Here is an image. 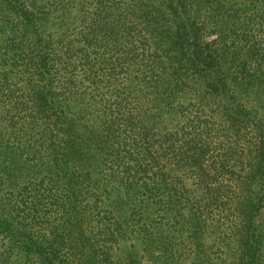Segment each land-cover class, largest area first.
Segmentation results:
<instances>
[{"label": "trees", "instance_id": "trees-1", "mask_svg": "<svg viewBox=\"0 0 264 264\" xmlns=\"http://www.w3.org/2000/svg\"><path fill=\"white\" fill-rule=\"evenodd\" d=\"M173 171L207 200L190 236L233 213L239 263L264 264V0H0V264L168 261Z\"/></svg>", "mask_w": 264, "mask_h": 264}, {"label": "rangeland", "instance_id": "rangeland-1", "mask_svg": "<svg viewBox=\"0 0 264 264\" xmlns=\"http://www.w3.org/2000/svg\"><path fill=\"white\" fill-rule=\"evenodd\" d=\"M244 6V4H243ZM81 20L78 19L76 22L72 23L71 26L75 27L76 30L81 29ZM210 40H215L219 37L218 34H210L208 35ZM239 73H234V76ZM259 75H263L259 73ZM118 87V86H117ZM83 88H88L90 91L92 88L90 86L89 81H84ZM117 88H111V92H114ZM168 123V122H167ZM173 129L177 125L176 122L172 121L170 124ZM169 126V128H171ZM215 136V134L213 135ZM215 138V137H213ZM246 140L240 142L239 150H255V142L253 140ZM226 142H223L225 148L229 149L233 146V140L230 136L225 137ZM218 148V146H214ZM247 151L246 153H250ZM109 167L102 165L101 171L96 176L97 180H102L108 178L110 175ZM175 175L174 181L181 182L180 187L185 195V202L182 205L184 211V217L187 219L186 224V231L181 234L177 235L176 232L172 231L170 226H175V222L172 223L165 220L162 216L152 217L153 223L157 225H163L164 227V237L166 239H172L175 244V251L174 255L169 257V260L166 261L164 257L161 258V264H193L195 261H199V264H240L239 263V255L240 252V244L234 237L232 229L236 227L239 222L237 215L230 213V212H222L214 209L212 206L206 210L204 216H202L203 220L201 221L202 224V237L196 240L190 236V227L191 223L193 222L191 219L195 215L200 214V207L203 206L204 202L206 203L207 200L204 199L202 203L201 196L202 192L200 191L198 185L195 183L191 175L189 174H178L177 171L172 172V176ZM181 175V176H179ZM171 180L168 179L169 185ZM111 187V186H110ZM4 192L9 191L8 188L5 186L1 187ZM166 189V184H163V190ZM16 193V192H15ZM137 200H147L150 198L149 194L143 190L137 188ZM152 201H160V196H156L155 199H151ZM205 207V206H204ZM196 211L193 214L192 213ZM134 224V221H131ZM258 223L261 229H264V207L261 209V214L258 217ZM169 229V230H168ZM174 229V228H173ZM159 234V232H157ZM176 233V234H175ZM163 234V232H162ZM162 237V235H161ZM136 239V238H135ZM128 245L135 244V240H129ZM162 255L159 250H155V255ZM145 264H151V259L148 257L144 260ZM246 264H257L255 261H252V257H248Z\"/></svg>", "mask_w": 264, "mask_h": 264}]
</instances>
